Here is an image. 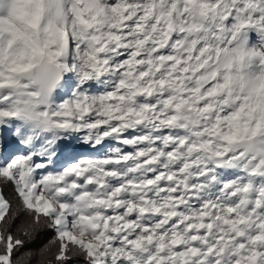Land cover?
<instances>
[{"label":"snow or ice","instance_id":"obj_1","mask_svg":"<svg viewBox=\"0 0 264 264\" xmlns=\"http://www.w3.org/2000/svg\"><path fill=\"white\" fill-rule=\"evenodd\" d=\"M4 185L0 264H264V0H0Z\"/></svg>","mask_w":264,"mask_h":264},{"label":"trees","instance_id":"obj_2","mask_svg":"<svg viewBox=\"0 0 264 264\" xmlns=\"http://www.w3.org/2000/svg\"><path fill=\"white\" fill-rule=\"evenodd\" d=\"M0 191H2L3 195L8 198L12 203L13 207L16 206V199L14 195V190L11 185L0 186ZM14 231V230H13ZM55 237L54 231L51 229H42L38 234L34 235L32 238L27 239L26 247L14 252V257L19 259L24 253L32 252L35 254L32 258H26L29 260V264H51V256L41 257L39 255V250L44 248L45 245H49L51 241H53ZM3 249V244L0 243V250ZM52 251H55L53 246ZM73 264H82L81 261H73Z\"/></svg>","mask_w":264,"mask_h":264},{"label":"rangeland","instance_id":"obj_3","mask_svg":"<svg viewBox=\"0 0 264 264\" xmlns=\"http://www.w3.org/2000/svg\"><path fill=\"white\" fill-rule=\"evenodd\" d=\"M72 146L75 149L74 155H80V154L93 155L92 150L87 147H82L79 140L72 141Z\"/></svg>","mask_w":264,"mask_h":264}]
</instances>
